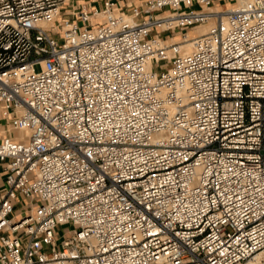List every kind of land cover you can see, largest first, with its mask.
<instances>
[{
  "label": "built area",
  "instance_id": "2783aa9c",
  "mask_svg": "<svg viewBox=\"0 0 264 264\" xmlns=\"http://www.w3.org/2000/svg\"><path fill=\"white\" fill-rule=\"evenodd\" d=\"M102 1L0 0V264H264V0Z\"/></svg>",
  "mask_w": 264,
  "mask_h": 264
},
{
  "label": "crops",
  "instance_id": "0c3cea01",
  "mask_svg": "<svg viewBox=\"0 0 264 264\" xmlns=\"http://www.w3.org/2000/svg\"><path fill=\"white\" fill-rule=\"evenodd\" d=\"M116 5L118 7H122L123 9L129 10L130 5L138 4L141 2H144L145 0H114ZM234 2V0L231 1V3ZM216 5L218 7H227L231 3H229V0H216ZM81 4H86L91 7H103V1L102 0H69V2L64 6V12H70L73 8L80 6ZM6 130V124L2 117L0 116V134H2Z\"/></svg>",
  "mask_w": 264,
  "mask_h": 264
},
{
  "label": "bare ground",
  "instance_id": "6f19581e",
  "mask_svg": "<svg viewBox=\"0 0 264 264\" xmlns=\"http://www.w3.org/2000/svg\"><path fill=\"white\" fill-rule=\"evenodd\" d=\"M214 23V21H211L209 24H205V25H198L196 26V32L197 33H205L208 31V29L210 28V26ZM173 41L177 40L175 38L172 39ZM168 42H172L171 39L168 40ZM185 50L186 51H190L192 49V46L191 44H186L184 46ZM25 134V131H19V132H16V135H19V136H23Z\"/></svg>",
  "mask_w": 264,
  "mask_h": 264
},
{
  "label": "rangeland",
  "instance_id": "374dc122",
  "mask_svg": "<svg viewBox=\"0 0 264 264\" xmlns=\"http://www.w3.org/2000/svg\"><path fill=\"white\" fill-rule=\"evenodd\" d=\"M232 0H229V3H231ZM171 41H173L171 39ZM37 69L39 68L38 66L36 67ZM71 228V225L70 224H65V225H60L58 226V229H57V234H56V237L59 239V238H65L68 234H67V230Z\"/></svg>",
  "mask_w": 264,
  "mask_h": 264
}]
</instances>
